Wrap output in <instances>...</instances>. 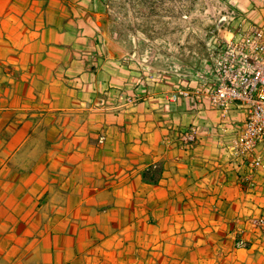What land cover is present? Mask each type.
<instances>
[{
    "label": "crops",
    "instance_id": "obj_1",
    "mask_svg": "<svg viewBox=\"0 0 264 264\" xmlns=\"http://www.w3.org/2000/svg\"><path fill=\"white\" fill-rule=\"evenodd\" d=\"M99 4L0 0V264H264V168L226 148L245 111L221 135L208 102L170 101L174 41L112 37Z\"/></svg>",
    "mask_w": 264,
    "mask_h": 264
},
{
    "label": "built area",
    "instance_id": "obj_2",
    "mask_svg": "<svg viewBox=\"0 0 264 264\" xmlns=\"http://www.w3.org/2000/svg\"><path fill=\"white\" fill-rule=\"evenodd\" d=\"M207 66L201 72V83L194 87H178L168 94L172 102L193 99L198 105L208 102L221 115V135L231 131L230 114L235 108L245 111L240 130H233L227 152L234 157L252 156L255 168H264V157L255 155L264 151V21L246 22L227 38L215 40L209 47ZM206 66V67H207ZM200 138L199 126L190 124L177 131L178 143L190 148ZM105 136H100L103 142ZM249 223L254 231L264 236V215L251 216ZM243 236L237 247H247Z\"/></svg>",
    "mask_w": 264,
    "mask_h": 264
},
{
    "label": "rangeland",
    "instance_id": "obj_3",
    "mask_svg": "<svg viewBox=\"0 0 264 264\" xmlns=\"http://www.w3.org/2000/svg\"><path fill=\"white\" fill-rule=\"evenodd\" d=\"M98 1L108 9L107 31L112 37L131 41L153 35L174 41L177 74L172 77L176 83L173 89L200 84L202 70L210 67L206 62L208 47L219 38H229L246 23L237 18L234 0ZM168 65L162 63V69Z\"/></svg>",
    "mask_w": 264,
    "mask_h": 264
},
{
    "label": "trees",
    "instance_id": "obj_4",
    "mask_svg": "<svg viewBox=\"0 0 264 264\" xmlns=\"http://www.w3.org/2000/svg\"><path fill=\"white\" fill-rule=\"evenodd\" d=\"M158 165H155V167H157ZM151 169V168H150ZM158 175V170L156 168L155 171H150V170H145L142 173V176L144 178V180L146 181H150V182H155L156 181V176Z\"/></svg>",
    "mask_w": 264,
    "mask_h": 264
}]
</instances>
